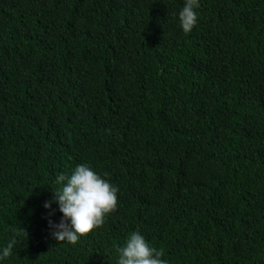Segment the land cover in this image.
<instances>
[{
	"label": "trees",
	"instance_id": "trees-1",
	"mask_svg": "<svg viewBox=\"0 0 264 264\" xmlns=\"http://www.w3.org/2000/svg\"><path fill=\"white\" fill-rule=\"evenodd\" d=\"M183 4L0 0L4 264H117L134 231L168 264H264V0H200L187 34ZM84 163L117 207L56 241L44 203Z\"/></svg>",
	"mask_w": 264,
	"mask_h": 264
},
{
	"label": "clouds",
	"instance_id": "clouds-1",
	"mask_svg": "<svg viewBox=\"0 0 264 264\" xmlns=\"http://www.w3.org/2000/svg\"><path fill=\"white\" fill-rule=\"evenodd\" d=\"M200 0H184L178 13L179 26L184 33H190L198 23ZM51 201L44 203L49 210L48 224L56 241L76 244L80 237L101 226L108 214L118 203V187L89 164H79L70 175L61 173ZM58 205L62 213L59 222L50 217L55 215L52 204ZM16 240L0 246V264L12 255ZM117 264H168L164 252L150 244L139 231L132 232L125 244L118 248Z\"/></svg>",
	"mask_w": 264,
	"mask_h": 264
}]
</instances>
